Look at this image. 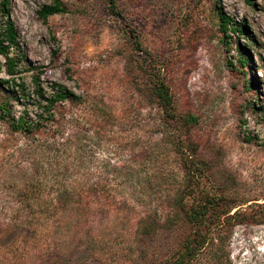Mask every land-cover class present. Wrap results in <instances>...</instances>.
<instances>
[{"label":"rangeland","instance_id":"1","mask_svg":"<svg viewBox=\"0 0 264 264\" xmlns=\"http://www.w3.org/2000/svg\"><path fill=\"white\" fill-rule=\"evenodd\" d=\"M50 2L10 0V18L26 57L18 77L82 100L62 106L52 132L61 144L72 140L70 158L45 174L60 188L73 183L75 196L45 219L36 200L25 220L26 139L0 120V264H162L175 252L185 231L171 223L181 179L150 95L155 80L198 118L194 136L213 187L231 206L264 203V0L221 1L246 27L228 39L215 0H115L112 13L109 0H63L65 12L43 21L37 12ZM238 50L249 56L245 68ZM218 252L195 264H264V224L232 228Z\"/></svg>","mask_w":264,"mask_h":264},{"label":"trees","instance_id":"2","mask_svg":"<svg viewBox=\"0 0 264 264\" xmlns=\"http://www.w3.org/2000/svg\"><path fill=\"white\" fill-rule=\"evenodd\" d=\"M221 1L215 0V3L218 27L223 39L230 38L229 33L246 36V27L223 11ZM109 7L112 13L115 0H109ZM64 12L63 0H51L49 4L42 5L37 14L43 21H47L50 16ZM222 43L228 44L223 40ZM237 60L241 68H245L249 56L238 50ZM25 63L26 57L18 42V32L10 18V0H0V71L4 68L7 76H0V120L10 129L12 135L26 139L23 156L30 173L28 172L25 180L23 199L31 212L24 217L31 224L36 200H39L38 207L44 208L40 213L42 219L48 214L54 215L56 210L67 208L73 201L76 187L73 183L63 184L60 188L58 182L47 181L45 174L47 170L53 171L58 160L67 159L65 153L70 158L72 140L67 138L61 144L52 132L53 129L62 127L60 115L62 118L65 115L60 111L62 106L79 104L82 100L60 84H53L49 92H46L38 77L32 78L33 88L29 89L18 77L20 67ZM251 85L250 81L246 82L247 88ZM150 86V95L160 111V125L168 131L170 154L177 171L180 172V186L173 199L171 223L185 225L178 248L162 264H195L206 255L217 261L220 258L218 249L232 228L264 224V203H251L244 208L229 204L230 200L213 187L207 164L199 154L198 142L194 136L198 118L190 112H181L176 108L165 83L155 80ZM15 105L23 107L18 115L14 113ZM28 108L34 109V114ZM91 108L106 124L118 125V116L106 106L93 104ZM81 147L80 145L78 149ZM45 165L50 169H44ZM218 242L219 245H216Z\"/></svg>","mask_w":264,"mask_h":264}]
</instances>
